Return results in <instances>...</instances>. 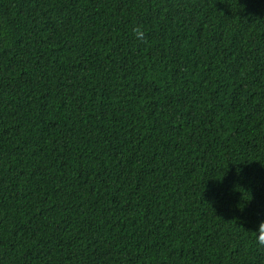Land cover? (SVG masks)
Returning <instances> with one entry per match:
<instances>
[{
	"label": "trees",
	"instance_id": "1",
	"mask_svg": "<svg viewBox=\"0 0 264 264\" xmlns=\"http://www.w3.org/2000/svg\"><path fill=\"white\" fill-rule=\"evenodd\" d=\"M262 221L264 0H0V264H264Z\"/></svg>",
	"mask_w": 264,
	"mask_h": 264
},
{
	"label": "clouds",
	"instance_id": "2",
	"mask_svg": "<svg viewBox=\"0 0 264 264\" xmlns=\"http://www.w3.org/2000/svg\"><path fill=\"white\" fill-rule=\"evenodd\" d=\"M133 35L139 42H144L146 40V33L142 25H136L132 28ZM254 234V239L258 245L264 246V221L260 222L257 230L252 231Z\"/></svg>",
	"mask_w": 264,
	"mask_h": 264
}]
</instances>
